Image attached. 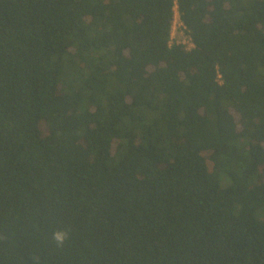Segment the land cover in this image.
Returning a JSON list of instances; mask_svg holds the SVG:
<instances>
[{
  "label": "trees",
  "instance_id": "16d2710c",
  "mask_svg": "<svg viewBox=\"0 0 264 264\" xmlns=\"http://www.w3.org/2000/svg\"><path fill=\"white\" fill-rule=\"evenodd\" d=\"M256 212L264 0H0V264H264Z\"/></svg>",
  "mask_w": 264,
  "mask_h": 264
},
{
  "label": "built area",
  "instance_id": "2783aa9c",
  "mask_svg": "<svg viewBox=\"0 0 264 264\" xmlns=\"http://www.w3.org/2000/svg\"><path fill=\"white\" fill-rule=\"evenodd\" d=\"M187 37L189 38V42H186ZM179 39H183V40H179ZM173 43L181 44L186 50H191L194 47L192 39L189 33L187 32L184 23L180 18L177 5L174 7V17L171 28V36H170V45ZM185 43H188L189 46L186 47Z\"/></svg>",
  "mask_w": 264,
  "mask_h": 264
},
{
  "label": "clouds",
  "instance_id": "9594fccd",
  "mask_svg": "<svg viewBox=\"0 0 264 264\" xmlns=\"http://www.w3.org/2000/svg\"><path fill=\"white\" fill-rule=\"evenodd\" d=\"M52 240L55 242L57 248H63L66 242L70 241L71 229L70 228H60L52 232Z\"/></svg>",
  "mask_w": 264,
  "mask_h": 264
},
{
  "label": "rangeland",
  "instance_id": "374dc122",
  "mask_svg": "<svg viewBox=\"0 0 264 264\" xmlns=\"http://www.w3.org/2000/svg\"><path fill=\"white\" fill-rule=\"evenodd\" d=\"M179 40H183V39H179ZM186 42H189V38L188 37L186 38ZM185 44H186L185 45L186 47L189 46L188 43H185ZM256 216L259 217V218H263L264 217V216H260L259 212H256Z\"/></svg>",
  "mask_w": 264,
  "mask_h": 264
}]
</instances>
